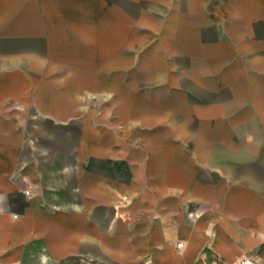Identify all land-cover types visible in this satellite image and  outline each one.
I'll list each match as a JSON object with an SVG mask.
<instances>
[{
	"label": "crops",
	"instance_id": "crops-1",
	"mask_svg": "<svg viewBox=\"0 0 264 264\" xmlns=\"http://www.w3.org/2000/svg\"><path fill=\"white\" fill-rule=\"evenodd\" d=\"M42 256L264 264V0H0V264Z\"/></svg>",
	"mask_w": 264,
	"mask_h": 264
},
{
	"label": "rangeland",
	"instance_id": "rangeland-1",
	"mask_svg": "<svg viewBox=\"0 0 264 264\" xmlns=\"http://www.w3.org/2000/svg\"><path fill=\"white\" fill-rule=\"evenodd\" d=\"M56 131L61 133V129L60 130L58 129ZM80 137L83 138V135H80ZM118 138L122 139V138H125V136H123V137L122 136H118ZM88 139L89 138L87 137L86 142L89 141ZM59 148H60V150H63V151L70 150L71 152H73L72 154H68L69 156H65L64 157V158H66V159H68V160H70L72 162H74L75 159L84 158V156H85V154L82 151H77V150L74 151V147L73 146L67 147L65 144H61L59 146ZM78 175H79V173L76 174V176L75 175H71V178H70L71 183L79 182V176ZM28 193H29V191H28Z\"/></svg>",
	"mask_w": 264,
	"mask_h": 264
},
{
	"label": "built area",
	"instance_id": "built-area-1",
	"mask_svg": "<svg viewBox=\"0 0 264 264\" xmlns=\"http://www.w3.org/2000/svg\"><path fill=\"white\" fill-rule=\"evenodd\" d=\"M237 264H259L253 256H245L239 259Z\"/></svg>",
	"mask_w": 264,
	"mask_h": 264
},
{
	"label": "clouds",
	"instance_id": "clouds-1",
	"mask_svg": "<svg viewBox=\"0 0 264 264\" xmlns=\"http://www.w3.org/2000/svg\"><path fill=\"white\" fill-rule=\"evenodd\" d=\"M41 260H42V264H46V262H47V257L42 256V257H41Z\"/></svg>",
	"mask_w": 264,
	"mask_h": 264
}]
</instances>
